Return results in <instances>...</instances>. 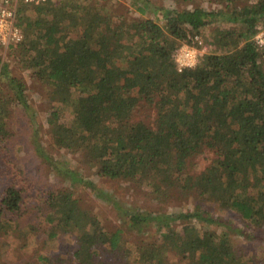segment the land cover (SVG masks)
Segmentation results:
<instances>
[{
	"label": "trees",
	"instance_id": "trees-1",
	"mask_svg": "<svg viewBox=\"0 0 264 264\" xmlns=\"http://www.w3.org/2000/svg\"><path fill=\"white\" fill-rule=\"evenodd\" d=\"M216 1L223 5L219 10L170 7L164 25L153 18H117L100 0L20 7L24 39L5 49L46 87L51 146L76 152L103 179H134L152 186L157 199L192 196L196 201L191 212L171 214L125 207L75 169L54 161L37 139L41 158L72 180L56 191L40 189L36 197L38 207L49 212L46 237L75 239L72 264H264L262 256L232 236L250 228L253 234L264 232V46L255 40L264 22V0ZM218 21L231 25L222 33L221 50L179 71L177 49L185 43L199 47L196 36ZM0 65L4 149L16 135L10 128L17 124L16 109L30 104L8 61L0 57ZM140 100L155 108L151 125L133 119ZM206 149L216 159L190 173L189 160ZM18 176L0 189V231L14 230L13 219L25 213L29 181L21 169ZM78 183L112 200L131 228L143 231L154 222L156 233L140 237L138 246L127 245L121 229L104 230L96 213L83 206ZM201 198L231 209L244 226L212 215ZM173 221L183 222L181 229L172 227ZM56 262L69 264L61 257Z\"/></svg>",
	"mask_w": 264,
	"mask_h": 264
},
{
	"label": "rangeland",
	"instance_id": "rangeland-1",
	"mask_svg": "<svg viewBox=\"0 0 264 264\" xmlns=\"http://www.w3.org/2000/svg\"><path fill=\"white\" fill-rule=\"evenodd\" d=\"M76 1L77 3H82L85 0ZM100 1L103 5L113 8L117 18L128 20L132 18H153L162 25L166 22L165 12L170 7L176 9L202 7L207 10H219L223 6L216 0ZM140 7H143L145 11L141 10ZM228 27H231V25L227 21H218L212 22L203 28L201 39L210 46L208 53L221 50L222 33ZM258 29L255 40L259 35L264 40V22L259 24ZM10 50V48L5 49L0 46V57L2 61H8L10 75L17 77L24 83L30 107L26 109L21 104L20 108L16 109L15 118L17 124H14V127L10 126V128L15 130L14 133L16 135L9 142L11 143L9 148L3 145L4 149H0V186L3 185L0 189L10 181L17 182L20 179L18 172L21 169L26 174V180L29 181V191L27 189L28 201L24 209V215L16 220L12 218L15 229L8 232L0 231V264H60L56 262L57 257H61L65 263L72 264L71 256L75 251V239L72 235L54 239L46 237L43 228H45L49 212L43 207H38L40 202L37 199L40 189L42 193L43 191L46 192L47 189L56 191L61 186H71L72 180L67 179L59 168L46 163L41 158L36 148L35 141L37 139L45 144L54 161L60 162L68 168L75 169L81 179L94 182L98 188L111 194L115 200L125 207L151 214L192 211L196 203L192 196L186 197L184 201L175 197H170L167 200L164 196L157 199L153 195L152 186L134 179H103L98 175L97 168L87 163L76 152L51 146V134L47 128V117L51 103L47 100L46 87L32 78L31 70L23 68ZM155 116L154 106L146 100H140L133 119L135 121L144 120L151 125L155 121ZM12 129L11 132L13 131ZM216 156L217 154L213 150H204L189 160L188 171L196 174L203 171L211 165ZM75 187L76 191L79 192L83 206L91 208L96 213L104 230L115 232L121 229L125 235L124 241L128 242L127 245L134 244V246H138L135 243L139 239L147 238L142 237L143 235L156 233L157 225L154 222L144 228L143 231H139L134 227L131 228L129 223L122 220L120 209L112 200L98 196L90 187L82 183L76 184ZM200 201L204 206L212 207V215L231 220L239 228L244 226L243 221L237 218L231 209H221L205 198H201ZM182 223L181 221H173L171 226L179 230L182 227ZM213 227L221 228L215 224ZM90 229L92 228L90 227ZM250 229L251 232L247 234L234 233L232 236L236 242L244 244L246 248L251 250V253L264 258V232L259 231L253 234L255 229ZM41 256H46L50 260L41 259Z\"/></svg>",
	"mask_w": 264,
	"mask_h": 264
},
{
	"label": "built area",
	"instance_id": "built-area-1",
	"mask_svg": "<svg viewBox=\"0 0 264 264\" xmlns=\"http://www.w3.org/2000/svg\"><path fill=\"white\" fill-rule=\"evenodd\" d=\"M48 1L50 0H0V46L6 48L24 39L23 28L18 22L21 6L40 5ZM195 39L199 41V47L185 43L174 53V61L179 71L195 68L209 52L208 43H204L200 36ZM256 42L264 46L261 35L256 37Z\"/></svg>",
	"mask_w": 264,
	"mask_h": 264
}]
</instances>
